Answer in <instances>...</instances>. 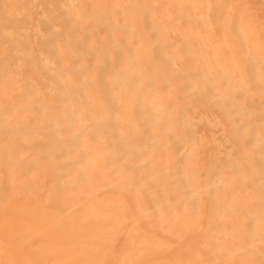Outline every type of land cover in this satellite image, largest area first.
Here are the masks:
<instances>
[{"label":"bare ground","instance_id":"6f19581e","mask_svg":"<svg viewBox=\"0 0 264 264\" xmlns=\"http://www.w3.org/2000/svg\"><path fill=\"white\" fill-rule=\"evenodd\" d=\"M0 264H264V0H0Z\"/></svg>","mask_w":264,"mask_h":264}]
</instances>
